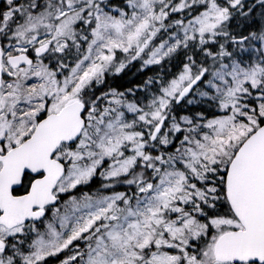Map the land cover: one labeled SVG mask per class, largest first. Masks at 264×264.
<instances>
[{"label": "snow or ice", "instance_id": "6c2138e0", "mask_svg": "<svg viewBox=\"0 0 264 264\" xmlns=\"http://www.w3.org/2000/svg\"><path fill=\"white\" fill-rule=\"evenodd\" d=\"M0 264H264V0H0Z\"/></svg>", "mask_w": 264, "mask_h": 264}, {"label": "trees", "instance_id": "16d2710c", "mask_svg": "<svg viewBox=\"0 0 264 264\" xmlns=\"http://www.w3.org/2000/svg\"><path fill=\"white\" fill-rule=\"evenodd\" d=\"M138 68V64L134 63V66L127 72V75L120 81L121 83H125L126 86L128 85V81L134 82L135 80H139L141 78V74L138 73L137 71L133 72L132 69ZM151 73L150 70H145L143 73V76H147Z\"/></svg>", "mask_w": 264, "mask_h": 264}, {"label": "flooded vegetation", "instance_id": "af4514ba", "mask_svg": "<svg viewBox=\"0 0 264 264\" xmlns=\"http://www.w3.org/2000/svg\"><path fill=\"white\" fill-rule=\"evenodd\" d=\"M135 63V62H134ZM151 73L149 74V75H152L153 74V72H158V71H160V69H159V67L158 66H151ZM133 70V72H135V71H137V68H135V69H132ZM135 82H137V80H135L133 83H135Z\"/></svg>", "mask_w": 264, "mask_h": 264}, {"label": "rangeland", "instance_id": "374dc122", "mask_svg": "<svg viewBox=\"0 0 264 264\" xmlns=\"http://www.w3.org/2000/svg\"><path fill=\"white\" fill-rule=\"evenodd\" d=\"M138 67H139V65H138Z\"/></svg>", "mask_w": 264, "mask_h": 264}]
</instances>
